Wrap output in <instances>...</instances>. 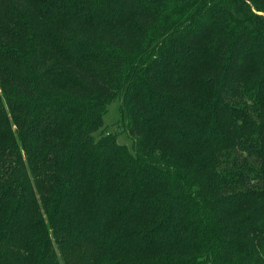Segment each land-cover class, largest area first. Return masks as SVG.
<instances>
[{"label": "trees", "instance_id": "1", "mask_svg": "<svg viewBox=\"0 0 264 264\" xmlns=\"http://www.w3.org/2000/svg\"><path fill=\"white\" fill-rule=\"evenodd\" d=\"M0 264H264V0H0Z\"/></svg>", "mask_w": 264, "mask_h": 264}, {"label": "rangeland", "instance_id": "2", "mask_svg": "<svg viewBox=\"0 0 264 264\" xmlns=\"http://www.w3.org/2000/svg\"><path fill=\"white\" fill-rule=\"evenodd\" d=\"M120 100L114 99L108 105V111L104 115L105 127L109 131L116 133L118 141L121 144L128 146L130 149H133V142L130 138L128 132L124 129L123 125L119 123L120 119Z\"/></svg>", "mask_w": 264, "mask_h": 264}]
</instances>
